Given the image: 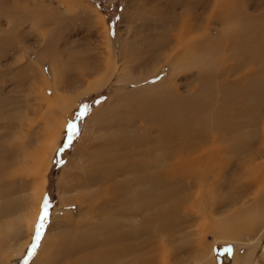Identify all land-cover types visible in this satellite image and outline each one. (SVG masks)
<instances>
[{
    "label": "rangeland",
    "instance_id": "374dc122",
    "mask_svg": "<svg viewBox=\"0 0 264 264\" xmlns=\"http://www.w3.org/2000/svg\"><path fill=\"white\" fill-rule=\"evenodd\" d=\"M13 3L34 11L43 8L50 13L52 10L55 15L51 16L47 26L40 28L41 32H47L46 38H40L37 31L28 28L23 30L25 37L20 34L21 48L13 50L0 44V89L7 84L6 93L0 91V99L12 97L14 102L8 103L11 114L36 122L39 116L37 111L46 109V101L43 98L37 100L38 92H30L28 82L22 86L18 84L19 79L25 76L21 69L27 63L31 62L33 68L41 66L36 54L43 57L49 76L42 77L31 88L36 86L38 91L45 88L46 93L43 94H48V87L54 84H44L43 80L54 81L52 71L55 63L57 80L64 78L67 88L65 91L52 88L56 95L61 94L63 97L62 108L55 110V116L57 125L64 128L59 146L51 161L49 159L47 190L31 241L25 250H17L25 234H20L16 228L10 230L9 234L3 231L0 234V264H78V258L88 257L85 255L88 250L109 246L111 250L108 255L112 257L110 264H235L224 258L226 253L234 251L239 255H247L253 250L256 258L253 264H264V71L257 69V74L263 77L257 84L244 85L240 91L233 90L227 95L226 100L231 104L245 100L248 103L245 104L246 109L251 112L237 115L238 122L246 123L239 133L218 139V132L215 133L211 125L207 127L206 138L203 135L199 139L193 138L198 145L194 150L198 148V151L211 147V150H216L228 144L234 136L242 141V148L235 149L233 153L221 149V156H218V151L212 154L215 164H211L213 172L208 171V178L201 175L199 184L195 183V186L185 188L176 195L183 193L189 200L182 202L178 217L175 211L172 213L175 218L165 210L173 206L176 200L169 195L173 189L168 184L179 183L185 178L188 166L199 154H192L195 152L193 149L188 152L183 145L190 139L187 133H168L165 130L170 131L171 126L163 124L164 129L156 119L157 116L162 118L166 112H170L166 116L169 122L172 121V115L180 116L188 123L193 116H198V121L203 119L200 115H193L196 111L190 107L196 104L193 103L195 98L191 96L194 88L202 82L198 74L204 73V78L211 74L214 67L220 64L218 55L228 57L224 62L231 64L236 62L233 59L236 54L247 53L248 47L254 42L258 47L264 46V37L257 39L264 36V33L258 34L264 29V0H229V3L228 0H0V41L11 35L5 22L8 16L5 10ZM226 7H234L230 12L239 8V12L234 11L233 17L236 18L225 17L227 20L217 14L219 9ZM104 23L109 30L110 42L103 36ZM191 49L193 52L188 55ZM7 54H11L10 58ZM23 55V60L19 61L18 58ZM102 55L106 57L102 58ZM170 57L174 60L171 58V61ZM207 59L209 65L206 64ZM241 59L238 61L242 62ZM105 63L110 65L106 71ZM94 65L97 67L94 75L85 80H76L79 71ZM248 70L244 68L239 77L234 76L232 80L242 78ZM75 75L76 79H73ZM175 90L181 92L178 94L183 99L178 97ZM24 96L29 97L27 103L21 101ZM149 97L159 99L163 105L154 119H149L147 110L140 105V100ZM201 98L199 96L197 100ZM40 120V124L35 123V130L43 125L44 121ZM73 123L77 134L73 136L71 146L65 147L69 125ZM144 126L151 128L153 144H146L142 139L140 144L134 141L137 140L136 136L143 137V131L140 130ZM193 127H196L193 130L199 129L196 125ZM133 135L136 139L131 141ZM29 136L26 140L28 147L36 151L37 134L31 132ZM120 140L126 145L116 149L113 144ZM21 142L22 139H15L13 144L17 146ZM61 148L64 149L62 152ZM110 151L112 154L124 155L117 161H120V167L124 163L125 168L116 173V178L105 173L99 180H91L96 173L93 171L100 169L99 164L104 162L103 157L109 156ZM227 157H238L241 168L244 166V170L252 171V179L255 176L263 179L257 183L251 178L252 182L246 180L248 173L243 177L241 174L246 173L243 169L240 173H234L233 163L225 170L226 166L223 167L221 162ZM194 166H190L194 170L191 174H199ZM218 166L220 174H217ZM91 171L93 175L90 178ZM216 175H220L218 180L223 179L226 183L222 186L213 185ZM247 181L251 182L249 191L238 195L243 193L241 186ZM117 182H124L127 186L132 197L127 196V201L135 202H129L125 209L123 197L122 211L115 214L113 210L119 199L110 203L106 200L107 193L104 194V190L103 194L100 192L103 187L115 186ZM13 184L9 209L2 208L5 198L0 195V226L19 216L35 192L36 181L33 184L32 179L25 175L14 177ZM207 185L211 186V193L207 192ZM215 186L218 188L215 189ZM133 187L136 188L135 193ZM167 190H170L169 194ZM151 197V206L147 208L140 205V202L145 205ZM221 198L227 200L226 205H223ZM45 201L49 204V215L41 230L39 223ZM106 201L110 204L107 205ZM23 202H26L24 207ZM235 225L237 229H233ZM38 231L41 239L37 242L35 237ZM119 231L126 239L123 236V240L119 241ZM77 243L82 246L79 251L74 248ZM124 243L130 245L129 252L127 248L115 257L113 247L120 244L125 248ZM72 253H75V259Z\"/></svg>",
    "mask_w": 264,
    "mask_h": 264
},
{
    "label": "bare ground",
    "instance_id": "6f19581e",
    "mask_svg": "<svg viewBox=\"0 0 264 264\" xmlns=\"http://www.w3.org/2000/svg\"><path fill=\"white\" fill-rule=\"evenodd\" d=\"M67 1L68 0H59V2H67ZM233 2H235V0H233ZM228 3H229V0H228ZM228 5H231V4H228ZM221 7H218V8H221ZM204 8H206V5ZM233 8L231 7L230 9H233ZM230 9L228 7H226V9H219L217 14L219 16L220 15L223 16L224 17L223 19H227L225 17H228V19H229V18L235 16L234 11L236 10V9L234 11L231 10L232 12H230ZM238 9L236 10V12L237 11L239 12ZM5 13H7V15H8L7 17H5V22L7 23V29L10 28V34L11 35L7 37V39H6L7 41L3 38L4 40H1L0 44H3V47L7 46L9 49H13V50H15L17 47L18 48L22 47L21 35H23V37H25L24 36L25 35L24 34L25 29H28V28H30L31 30L34 29L35 31H37L38 36L40 38H42V39L46 38L45 36L47 35L46 34L47 32L46 31L41 32L40 28L47 26L51 22V16L55 15V13L52 10H50V13H49V10H45L43 8H40L37 11H34L31 8H27L24 6L20 7L16 3H13L8 9H6ZM230 13H231V15H230ZM213 14H215V13H213ZM182 15H185V14H182ZM236 15H237V13H236ZM243 15L245 16V14H243ZM234 18H236V17H233V19ZM184 26L187 27L186 24H184ZM103 27H104L103 28V36L107 41H109V32H108L109 30L107 28V24L104 23ZM263 33H264V29H262L261 31L258 32L259 35H261ZM263 37L264 36H259V38H257V39H262ZM255 45L257 48H255ZM106 46H109V45H106ZM248 48L249 49L247 50V53L236 54V57L233 58L236 60V62H234V63L232 62L231 64L227 63L228 65L225 64V62H224L228 59V57H224V55L222 57L221 56L219 57V55H218V58L217 57L216 58L220 60V64H218L217 66L214 67L211 74H208L206 78H204V76H205V75H203L204 73L198 74L199 78L202 79L201 80L202 82L197 84V86L194 88L193 95H191V96L193 98H195V100H193V103L195 102L196 104H194L190 107H192L193 111H196V113L193 115H200L201 118H203V119L198 121V116L197 117L193 116L190 118V121L188 123L182 117H180V116L176 117L177 115L176 116L172 115V117H171L172 121L169 122L170 120H169V118H166V116H168L170 114V112H166L162 118L159 116L156 117V119L161 122V125L163 126V128H164V125L171 126V130L170 131L165 130L166 132H168V133L171 132V134H181V133L185 134V133H187L190 136V139L187 136L188 141H186V144H183L186 147L188 152H190L192 149L194 150V148L197 144L194 142L193 138L199 139L200 135H203V137L206 138L205 134L207 132V127H209L211 125H212L215 133L218 132V136H217L218 139L222 138L223 136L231 137V135L233 136L234 134L239 133L241 131V129L244 128L246 123L245 122H238L237 115H239L241 113L245 114L246 112H250V111H248V109H246L247 106H245V104L247 105L248 103L245 100H243L242 102L238 101L236 104H231V103H228L226 98H227V95L229 94L230 91H233V90L240 91L244 87V85L251 86L253 84H257L263 78L257 74V69L259 71H261V70L264 71V62H263L264 60H262L263 55H264V46L259 45V47H258L257 43L254 42V44ZM192 49H191V53L187 52L188 55L192 54V52H193ZM184 50H187V49H184ZM218 50H220V48ZM250 50H251V52H250ZM107 52H106V54H107ZM200 52H199V54H200ZM197 53H198V51H197ZM252 53H254V54H252ZM177 54H179V53H177ZM177 54H176V56H177ZM7 56L10 58L11 54H7ZM191 56L192 55H190V57ZM200 56H201V54H200ZM35 57L37 58V61L41 62V66L38 65L37 68H33L31 62L27 63L26 64L27 66L25 65L24 67H22L23 69H21L22 75H25V76H22L19 79L18 84H20L19 86H22L28 82V84L30 85L29 88L31 89L30 92H33V93H36V91L38 92L36 94L37 100L43 98L46 101V109L44 111H42L43 109L41 108L40 111H37V114L39 113V116L36 118V120H35L36 122L32 123L27 119V117H23V116L22 117L21 116L15 117L13 114H11L12 110H9L10 106H8V103L14 102L12 97L7 96V99H6V96H4V98L2 97L3 99L2 98L0 99V112H3V114H0V195H2V197L5 198V203L2 204L3 205L2 208L9 209V207H10L9 197H10L11 189L14 187V184H13V178L14 177H18L19 175H25V177H30L32 179L33 184L36 181L35 192L31 196L30 202L26 205V207H24V205H23L26 202L22 203V205H23L22 207H24L25 210H22L20 215L15 218L16 220L15 219L8 220L5 222V224L0 226V234H2L3 231H6L9 234L10 230H13L14 228H16V230L18 229L20 234L21 233L25 234L23 237V240L19 243V245L17 247L18 248L17 250H21V251L25 250L28 247V245L31 241L36 223L38 221V218L40 215V205H41L42 199L44 197V194L47 190L46 189V183L48 181L47 172L50 168L49 159L51 161L53 154L55 153V151L57 150V148L59 146L58 141H59L61 134H62L61 131L64 128V127L57 125V123H56L57 117L55 116V114H56L55 110H61V108H62L63 97L61 94L56 95L53 92V89L59 90V91H65V89L67 88L66 81L64 78H63V80H62V78L57 80L58 76L56 75L57 74L56 73V63H55V66L53 68V71H52V74H54V78H52V79H54V81L52 80V82H50L47 79L43 80L44 84L45 83H47L49 85L54 84L53 87L52 86L48 87V89H47L48 94H43V93H46V91H44L45 88L40 89L39 91H38V87H36V86L31 88V86L36 81H38L42 77L47 78V76H49L48 71L46 70L45 65H44V59L41 56V54H36ZM101 57L104 58L106 56L102 55ZM23 58H24V55H23V57L18 58V60L22 61ZM171 58L172 57H170V60H171ZM173 58H174V56H173ZM203 58H205V57L203 56ZM203 58L202 59L200 58V60H203ZM240 59L243 61L239 62L238 60H240ZM102 60H101V62H102ZM193 60H195V58ZM190 61L192 62V59ZM206 61H207V63H206ZM206 61H205V63L208 64L209 60L207 59ZM199 63H201V62H199ZM202 63H204V62H202ZM209 63H211V62H209ZM215 64H217V63H215ZM108 66H110V65H108V63H105L104 71L109 69ZM200 68H202V67H200ZM205 68H207V67H205ZM244 68H247L249 70L244 72V75L242 76V78L237 79V80H232V77H234V76L239 77L238 75L241 74V72ZM27 71H29V74H26ZM96 71H97V67L95 65L94 66H88L85 69H82L81 71H79L77 79H76V75L73 76V79H76L77 81L78 80H85L89 76L94 75L96 73ZM202 71H204V70H202ZM198 76H197V78H198ZM219 78H220V81L218 80ZM30 82H32V84H30ZM5 83H7V81H5ZM6 86H7V84H5L4 88L2 86L1 87L2 89H0V91H2L3 93H6V91H4ZM156 86L157 85H155V87ZM187 86H188V84H187ZM28 91H29V89H28ZM209 91H211L210 94H208ZM2 92H1V94H3ZM175 93L178 94L181 92L176 91ZM191 94H192V91H191ZM3 95H5V94H3ZM206 95L208 96V98ZM199 96L202 97L200 101L197 100V97H199ZM178 97L183 99L182 95L178 94ZM189 97L190 96H187V98H189ZM154 98L155 97H152V98L149 97V99H144V101L140 100V105H141V107H143L147 110V113L146 112L145 113L148 115L149 119H151V118L154 119V117L160 113V108L163 106L162 103H160L158 101L159 99L156 100V98L155 99ZM21 101L23 103H27L29 101V97L24 96L23 98H21ZM190 103H189V105H190ZM168 104H170V101L168 102ZM64 107L66 108V106H64ZM64 109H62V110H64ZM66 111L67 110H65V112ZM188 112H189V110H188ZM40 119H42L44 121V123H43V125H41L39 128H37L35 130L34 129L35 123L40 124V122H38V121H41ZM136 120H138V119H136ZM138 121H141V120H138ZM250 121H252V120H250ZM207 122H210L212 124L207 123ZM193 125L198 126L199 129L193 130V128H194ZM15 130H17V131L15 132ZM142 131H143V134H142L143 137L142 138H139L138 136H136L137 140H139V141L134 140V139H136V138H134L135 137L134 135L131 138L129 137L130 140L136 141V144H138V143L140 144L141 139L143 140L142 142H144L146 144L152 143L154 141V139H153L152 135H150L151 134V128L149 126L148 127L144 126L143 129L140 130V132H142ZM192 131H194V132L192 133ZM31 132H34V133L36 132V134H37L36 143L38 142V144H37L38 147H37L36 151L33 150L34 152L30 150V148L28 147V142H27L28 141L27 138L30 137L29 133H31ZM17 133H19L18 136H17ZM229 134H231V135H229ZM15 139H22L21 144L15 146L13 144ZM202 139H204V138H202ZM234 139L237 140L238 136H234L232 138V140L228 142V144H225V146H222V147H218L216 150H211L212 147H211V149H206V150L202 149V150L198 151L197 150L198 148L196 149L197 151L194 150L195 152L192 154H197V155L199 154V155L197 156L198 158L194 159L191 162L190 166L195 165L194 167H195V169L196 168L198 169L199 174H196V175L191 174V171H194V170L190 166H188V171H187V174H185V178H183L179 183L170 182L168 184V185H171L172 189H173L171 191V193H170V190H167L168 194L170 193L169 195L174 196L176 199L173 202V206L165 209L167 212H170L172 217L174 216L172 214V213H174V211L176 213V217H178V212L180 210V207L182 206V202L184 200H187V201L189 200L188 196L183 195V193H181L177 197H176V195H178L180 192L186 190L185 188L195 186V183H198L199 180L201 179V175L206 176V174H209L208 171L213 172V170H212L213 168L211 167V164H215V163H214V161H212V160H214L212 154H215L218 151V156H221V152H219L221 149L222 150L224 149L225 152L227 151V152H231V153H233V151H235V149H237V148L241 150L242 141H240V140L236 141ZM24 141H26V143H24ZM166 142L168 144V140ZM123 144H124V141L120 140L119 142L117 141L113 145L115 146L116 149H118V148H120L119 146L123 145ZM124 145H126V143ZM123 156L124 155H122V154H120V155L112 154V151H110L109 156L103 157L105 159L104 162L99 164L98 167L100 169L93 171L96 173H94V177H92L91 180H95V179L99 180L101 177H103V175L105 173L111 174V175H113V178H116L117 177L116 173L119 170L125 168L124 163L120 167V161H117V160L121 159ZM158 156H159V154H158ZM229 157L225 158V160L221 162L223 164V167L226 166V168H224L225 170L227 168L229 169V167L232 163L235 164L233 166L235 168L232 170L236 174L240 173L241 169L244 170V168H246L244 166H243V168H241L242 163H241V166H240V163L238 164V162H237L238 157L232 158V159ZM206 163L209 164V167ZM263 167L264 166H262V168ZM244 171H246V173H242L241 177L245 176L248 173V175L246 176L247 177L246 180L251 178L250 175H252V171H250L248 169L244 170ZM261 171H263V169ZM93 172L90 175V178L93 175ZM149 174H151V173H149ZM149 174H148V176H149ZM217 174H220V167L219 166H218ZM206 177L208 178V176H206ZM219 177H220V175H216V179L213 182V185L222 186V184L226 183V181L223 179L218 180ZM251 179H249V180H251ZM262 179L263 178L260 179V176H257V177L255 176V178L252 180L254 183H257ZM191 180H195V181L193 182ZM252 180H251V182H252ZM247 182H248L247 184L243 183L244 185L241 186L242 187L241 191L243 193H238V195L239 194H246L247 191H249L248 189H249V186L251 185V182H249V181H247ZM139 183H141V182H139ZM115 186L113 185L112 187H107V188L103 187L101 189L100 194L107 193V199L106 200L110 201V203H112L114 201H118V199H119L117 206H115L114 210H113V212L115 214H118V212H121L122 208H123V197H125V200H124V206H125L124 208L125 209L127 208L126 206L128 204H130L131 202L129 201L130 202L129 203L127 201V198L129 197L130 194L128 193V189H127V186L125 185V183L124 182H120V183L117 182V184ZM139 186H136V187H139ZM199 186H201V185H199ZM207 186H209V185H207ZM141 187H143V186L141 185ZM104 188H106V189H104ZM133 188H135V187H133ZM217 188L218 187L215 186V189H217ZM130 189H132V188L130 187ZM207 189H209L207 192L210 191L209 193H211V191H212L211 186H209ZM102 190H104V192ZM135 191H136V188L134 189V193H135ZM129 192H130V190H129ZM157 192H159V191H157ZM164 193H165V190H164ZM130 198H132L131 195H130ZM234 198H236V196H234ZM121 199H122V202H121ZM25 200H27V199H25ZM152 201H153V197H151L145 205L141 202H140V205L148 208L149 206H151ZM134 202H132V203H134ZM200 202H201V200H199L198 203H200ZM221 202L223 203V205H226L227 200L225 198H221ZM110 203H108L107 205H109ZM213 203H215V201H213ZM136 204H137V202H136ZM184 205L185 204H183V206ZM219 206H221V205L219 204ZM110 208H112V206ZM186 211H188V207L186 208ZM190 215H192V214H190ZM172 217H169V218L171 219ZM174 218H175V216H174ZM237 220H236V223H238V221H239V220L238 221ZM178 221L180 222L179 218H178ZM150 223H152V221L149 222V224ZM230 223H228V225L232 224V223L231 224ZM239 224H241V223H239ZM226 225H227V222H226ZM132 226H133V224H132ZM149 226L147 225V227H149ZM245 226H247V225H245ZM235 227H236V225L233 227V229ZM132 228H134V227H132ZM235 229H237V228H235ZM146 230H148V229H146ZM141 232H142V230H141ZM234 232H236V231H234ZM136 234H138V233H136ZM231 234H232V230H231ZM117 235H118L119 241H121L120 239H122L123 236H124L123 239H126L125 235L121 231L117 232ZM234 235H236V233ZM114 244H112V245H114ZM79 245H80V243L76 244L77 247L76 246L74 247L75 250L79 251V249H81L82 246H79ZM124 245H126L125 248H122L120 244H117V247H113L114 256L115 255L120 256L128 248V246H130L128 243H124ZM110 250H111V246H109L108 248L94 249V250H90V251L88 250V252L85 253V255H88V257L81 258L80 260L78 258L77 259V261L79 262L78 264H107L108 261H109L108 264H110V261L112 258L111 255L110 256L108 255ZM91 252H92V254H91ZM128 252H129V248L127 249V253ZM254 253H255V251L253 250V251L249 252L247 255H242V254L239 255L237 252L230 251V252L226 253L224 258L232 260L235 264H253L256 262V258L254 256ZM74 254L72 253V256H74ZM79 254L80 253H78V255ZM108 256H109V258H108ZM75 257L76 256H74V259H75ZM74 261H76V260H74ZM67 263H69V262H66V264ZM118 263L119 262H117L116 264H118Z\"/></svg>",
    "mask_w": 264,
    "mask_h": 264
},
{
    "label": "snow or ice",
    "instance_id": "6c2138e0",
    "mask_svg": "<svg viewBox=\"0 0 264 264\" xmlns=\"http://www.w3.org/2000/svg\"><path fill=\"white\" fill-rule=\"evenodd\" d=\"M83 115H84V113L82 112L81 116H83ZM76 134H77L76 125L74 123L70 124L69 125V134H68V137H67V143L65 144V147H70L71 146L73 136L76 135ZM63 150L64 149L61 148L60 151L62 152ZM48 209H49V204H48L47 201H45V203L43 205V214L40 217V223H39V228L41 230L44 228V223H45V221L48 218V215H49ZM35 239H36L37 242L41 239V235H40L39 231L37 232ZM35 246L36 245H33V247H35Z\"/></svg>",
    "mask_w": 264,
    "mask_h": 264
}]
</instances>
